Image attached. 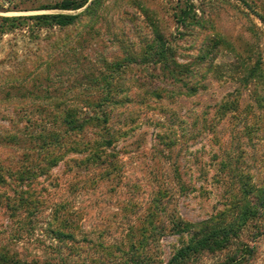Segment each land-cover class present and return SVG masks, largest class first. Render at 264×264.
<instances>
[{
    "label": "rangeland",
    "instance_id": "374dc122",
    "mask_svg": "<svg viewBox=\"0 0 264 264\" xmlns=\"http://www.w3.org/2000/svg\"><path fill=\"white\" fill-rule=\"evenodd\" d=\"M57 1L0 0V256L165 264L188 238L173 219L264 186V0H190L186 25L187 0H99L67 27L32 18ZM244 235L264 264V221Z\"/></svg>",
    "mask_w": 264,
    "mask_h": 264
},
{
    "label": "trees",
    "instance_id": "16d2710c",
    "mask_svg": "<svg viewBox=\"0 0 264 264\" xmlns=\"http://www.w3.org/2000/svg\"><path fill=\"white\" fill-rule=\"evenodd\" d=\"M98 1L60 0L53 5L42 7V9H56L59 12L37 14L32 18L45 26L67 27L78 21L80 13L76 11L86 5V10L93 11L97 15L101 6V2L99 4ZM192 6L190 0H187L185 8H181L178 13V19L182 25L196 19V16L191 15ZM219 42L216 41L212 48H217ZM152 48V51H155V56L159 58L157 62L164 63V67L169 70L166 74L169 76L176 74V69H171L169 66L170 61L174 62L172 48L161 34L158 37V44L152 46ZM209 49L211 47H208ZM249 70L250 74H254L258 68L250 66ZM193 90H195L194 87ZM82 124L70 119V125L73 128L81 129ZM107 143L110 144L111 140L107 139ZM254 191L255 195H252ZM231 207L230 212H224L196 223L187 221L180 216L173 219L172 227L174 231L180 236L186 234L188 238L182 240L181 247L165 264H203L202 258L206 253L215 254L219 252L225 253L216 264H249L254 256L255 247L247 242L244 234L251 223L255 226L264 221V186L252 187L245 184L243 197L237 199ZM0 260H4L6 264H24L20 260L8 259L4 256H0ZM131 260L134 264H146L147 262L136 256H133Z\"/></svg>",
    "mask_w": 264,
    "mask_h": 264
}]
</instances>
